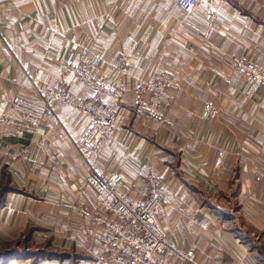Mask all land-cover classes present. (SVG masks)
I'll return each instance as SVG.
<instances>
[{"label": "crops", "instance_id": "1", "mask_svg": "<svg viewBox=\"0 0 264 264\" xmlns=\"http://www.w3.org/2000/svg\"><path fill=\"white\" fill-rule=\"evenodd\" d=\"M81 48L100 53L99 79L127 86L109 145L87 161L77 145L85 112L57 107L62 127L44 118L32 128L11 108L16 96L42 102L61 80L88 98L91 89L61 63L75 62ZM234 60L264 73V0H215L213 22L203 1L186 14L177 0H0V172L17 190L0 209V249L28 239L30 251L47 245L57 254L0 264H94L104 256L87 232L101 213L86 182L91 163L120 174V190L134 200L147 197L150 172L158 178L166 211L157 224L194 251L192 262L169 264H264V88L248 101V78ZM157 71L176 84L153 116L136 91ZM208 104L218 108L215 118L202 116Z\"/></svg>", "mask_w": 264, "mask_h": 264}, {"label": "built area", "instance_id": "2", "mask_svg": "<svg viewBox=\"0 0 264 264\" xmlns=\"http://www.w3.org/2000/svg\"><path fill=\"white\" fill-rule=\"evenodd\" d=\"M206 3V18L214 21L215 0H177V5L186 14H190L200 2ZM235 61V60H234ZM63 72L78 78L90 89L88 98L72 93L61 80L54 88L47 90L42 102H35L16 96L11 108L19 117L22 125L36 127L42 119H47L55 128L63 126L56 114V108L70 106L85 112L88 122L77 140L79 156L87 161L102 154L109 145L115 127V107L127 86L123 80L105 83L97 77L102 64L99 52L81 48L77 60H63ZM116 70L124 74L127 63L123 55L116 57ZM236 68L248 78V86L243 95L249 101L261 88H264V73L257 66L245 60H236ZM176 84V79L164 71L153 73L142 82L136 91V99L147 98L145 107L155 116L159 103L167 89ZM218 108L206 105L202 116L215 118ZM86 182L95 191L100 214L94 216L97 228L87 232L97 238L105 251L94 264H169L170 261L189 263L194 259V251L182 249L171 242L159 228L157 221L165 213L164 195L158 178L150 172L148 193L144 200L128 198L120 190L122 176L118 173L100 172L90 164Z\"/></svg>", "mask_w": 264, "mask_h": 264}, {"label": "trees", "instance_id": "3", "mask_svg": "<svg viewBox=\"0 0 264 264\" xmlns=\"http://www.w3.org/2000/svg\"><path fill=\"white\" fill-rule=\"evenodd\" d=\"M16 191V188L10 183L8 173L5 170H2L0 172V209L4 206L6 195L10 192ZM6 246L7 247H3L0 249V263H5L16 257L40 259L44 257L51 258L57 256V254L51 251H45L40 249L30 251L28 239L24 240L21 249H17L16 245L14 247H10L9 245Z\"/></svg>", "mask_w": 264, "mask_h": 264}, {"label": "rangeland", "instance_id": "4", "mask_svg": "<svg viewBox=\"0 0 264 264\" xmlns=\"http://www.w3.org/2000/svg\"><path fill=\"white\" fill-rule=\"evenodd\" d=\"M148 187H149V185H148ZM16 248L17 249H21L22 248V245L20 244V247L17 246ZM44 249H45V251H48L47 249H50V248H48V246L46 245V246H44Z\"/></svg>", "mask_w": 264, "mask_h": 264}]
</instances>
